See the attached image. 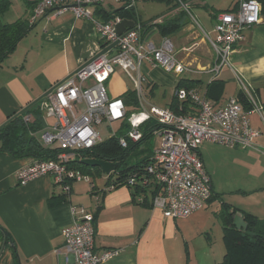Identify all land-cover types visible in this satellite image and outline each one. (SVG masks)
Masks as SVG:
<instances>
[{
  "label": "crops",
  "instance_id": "0c3cea01",
  "mask_svg": "<svg viewBox=\"0 0 264 264\" xmlns=\"http://www.w3.org/2000/svg\"><path fill=\"white\" fill-rule=\"evenodd\" d=\"M134 1L132 7L138 13L139 23L154 25L144 38L158 42L164 36L155 25L173 18L180 8L171 7L165 13L166 16L161 14L150 18L149 21H143L138 9L139 0ZM156 1L166 2V0ZM182 1L188 4V8L189 4H192L206 9L207 19L212 23L214 32L216 13L232 10L237 3V0L224 2L218 0L209 5L205 0ZM30 3L33 2L24 0L25 14L18 18L31 20L33 6L32 4L30 6ZM127 5V2L117 4L112 0H106L90 6V9L96 19L104 21V13L120 7L130 8ZM194 29L193 25L184 24L178 31L181 32L177 40L178 44L182 43L189 33L194 32ZM170 36L168 37L171 39ZM198 37L199 40L194 42L192 47L182 46L178 50L187 53L186 57L178 59L189 65L193 71L168 76L159 71L161 69L159 66L149 62H143L141 65V74L144 77L143 92L146 90L143 86L144 82L148 90L152 88L149 87V82H152L154 86L152 94H155L154 89L160 85L168 84L174 87L171 99L163 105L151 102L146 104L144 97L147 95L140 97L135 84L130 88L121 80L116 74L117 67L107 82L109 95L113 98L122 97L129 89H133L136 90L140 102L138 110L151 107L165 108L170 106L173 97L176 96L177 86L182 79L187 83L193 81V87L198 88L201 95L209 98L218 107L226 105L230 98L238 96L241 90L236 75L238 74L262 104L264 102V12L261 22L248 29L246 39L236 45L231 57L232 67H223L214 79L208 69L215 62V53L206 48V38L196 33L193 39ZM101 46L102 41L95 23L91 19L75 17L71 9L60 13L49 10L38 18L34 22L33 29L19 42L16 50L0 68V125L77 72L83 63L100 51ZM195 50L199 51L198 54L188 60L191 52ZM144 64L152 69V73H156L155 80L147 78L143 72ZM213 80L215 81L212 83ZM249 118L251 126L260 131V135L255 138L256 146L246 149L234 147L235 149H231L230 153L235 154V167L249 158L254 172L252 179L254 182L250 183L249 190L243 192L261 193L262 211L259 212L254 208L243 210L260 219L264 227V152L261 150L264 147V132L261 126L264 122L257 111H251ZM123 121L114 123L121 126ZM42 130L38 133L40 134ZM160 144L148 148L149 154ZM213 146V143L205 142L200 146L199 153L211 176L214 194L217 188L214 181L217 168H213L209 162L210 148ZM257 159L262 164L256 162ZM34 161L36 159L31 157H15L8 152L0 151V225L10 233L14 243L13 246L10 241L5 244L4 240H0V264H72L74 257L66 252L63 235L64 228L75 218L71 204L85 205L93 211L97 251L106 248L122 249L118 256L102 264H219L221 262L214 252L208 250L203 260L200 259L198 247L191 246L194 228H202V232L209 233L212 216L206 208L210 202L188 217L168 218L161 208L153 207L152 193H148L147 203L138 201L134 187L120 185L108 189L111 180L105 179L103 174H96L90 175V181H74L70 196L65 195L67 202L56 204L55 197L62 193L50 176H39L26 184H21L19 171ZM257 164L261 165L262 169H259ZM193 241L195 242L194 239Z\"/></svg>",
  "mask_w": 264,
  "mask_h": 264
},
{
  "label": "built area",
  "instance_id": "2783aa9c",
  "mask_svg": "<svg viewBox=\"0 0 264 264\" xmlns=\"http://www.w3.org/2000/svg\"><path fill=\"white\" fill-rule=\"evenodd\" d=\"M31 1L32 23L49 10L60 13L71 9L75 17L91 19L95 23L102 41L100 51L114 42L116 44L102 56L58 83L43 98L41 109L44 112L45 128L41 131L39 140L45 146L59 145L62 152L56 159L36 160L20 170L18 177L21 184L48 175L61 193L68 197L74 181L91 180L90 175L75 168L71 161L75 159L77 151L91 149L102 140L96 125L106 122L111 126L116 121L128 119L130 129L125 136L119 138L120 144L127 147L130 141L141 139V124L155 118L162 124L154 132L162 136L161 144L154 150L147 165L130 171L126 185L141 190L137 198L141 202L145 201L148 193H152L153 207L161 208L168 218H185L205 207L212 197L213 189L211 176L199 153L200 146L205 142H212L233 148L255 147V138L260 135V131L251 126L249 113L257 111L264 120L263 105L239 75L236 74L241 89L253 104L251 110L244 109L238 96L230 98L226 105L217 107L209 98L201 95L198 88L181 86L176 89V96L180 101H191L194 112L183 114L169 107H151L133 111L128 115L123 98L109 95L107 82L115 68L121 66L128 73L138 95L142 97L143 62L160 66L175 74L193 71L189 65L178 59L173 41L167 36L158 42L146 40L139 28L119 34L116 24L121 18L100 21L90 9V6L106 0ZM113 1L127 2L128 7L135 4L134 0ZM178 1L188 10L187 3ZM262 16V0H237L234 9L216 13V37L207 35L215 53V62L208 69L213 74V79L223 67H232L231 57L236 45L246 39V31L260 23ZM131 71H136L137 77ZM81 103L85 104L84 109H80ZM47 118H54V122L50 123ZM26 119L29 120L30 117ZM261 150L264 152V147ZM119 176L118 173L111 174L108 189H114L121 183ZM71 210L75 218L64 228L63 235L66 252L74 257L72 264H102L121 253L120 248L97 251L93 211L85 205L74 204H71Z\"/></svg>",
  "mask_w": 264,
  "mask_h": 264
},
{
  "label": "trees",
  "instance_id": "16d2710c",
  "mask_svg": "<svg viewBox=\"0 0 264 264\" xmlns=\"http://www.w3.org/2000/svg\"><path fill=\"white\" fill-rule=\"evenodd\" d=\"M169 4H172L173 8H180L178 13L171 19L164 20L161 23H157L156 29L163 36H170L171 34L178 32L184 24V18L186 14V8L180 6V2L176 0H166ZM263 12H264V0ZM33 3H30V6ZM11 0H0V68L3 66L7 58L16 50L19 42L33 29L34 23L27 18H18L12 22L3 21V16L11 8ZM120 16L121 19H132L139 26L143 37L149 33L152 26L151 23H139L138 13L134 7L126 8L120 7L112 12L103 14L104 22H107L113 18ZM143 31V32H142ZM215 80L212 81V83ZM151 93L153 92L152 82H149ZM193 87L194 83L184 80H180L177 88ZM128 107V115H130L135 109H139L140 102L137 96L136 90L129 89L122 96ZM239 101L243 104L245 110H251L253 104L248 98V95L244 90H240L238 94ZM43 98L34 104L30 105L23 112L19 113L12 120L6 123L0 128V151H5L12 154L15 157H31L36 160L56 159L62 152L59 145L54 144L51 146L43 145L37 133L45 127L44 112L41 109V102ZM193 103L189 100L180 101L177 96L173 97V100L169 108L173 109L177 113H192L195 111ZM264 109V102L262 103ZM30 117L29 120L26 118ZM160 124L156 119L150 118L144 121L140 130L142 137L139 141L129 142L127 147H123L120 144L119 138L125 136L130 129V123L128 119H125L121 126L120 132L115 133L112 137L106 141H100L91 149H82L77 151L76 157L71 161V165L81 170L83 173L91 175L103 174L100 167H92L82 163V159L94 158L101 159L110 162H116L119 164L117 170L114 173H118L120 176V185H126V178L130 171L137 167H143L149 163L153 152L143 158L141 161L129 166L127 165V159L130 156L131 149L141 145V143L154 135L155 130L160 129ZM126 165L122 169V166ZM92 170H95L92 171ZM113 174V173H111ZM111 174L109 180H111ZM110 182V181H109ZM135 189V196L141 193V190L137 187ZM147 192L146 189H143ZM56 204H64L67 202L64 194L55 197ZM214 199V194L209 199L208 203ZM148 202L146 197L145 203ZM54 204V203H53ZM241 211L245 221L248 223L246 230L238 229L234 224L235 214ZM219 216L223 220L224 240L227 246V252L224 259L219 264H264V227L260 219L255 215L245 212L232 205H224L220 211ZM12 239V237H11ZM0 240H4V232L0 229ZM9 241V240H8Z\"/></svg>",
  "mask_w": 264,
  "mask_h": 264
},
{
  "label": "rangeland",
  "instance_id": "374dc122",
  "mask_svg": "<svg viewBox=\"0 0 264 264\" xmlns=\"http://www.w3.org/2000/svg\"><path fill=\"white\" fill-rule=\"evenodd\" d=\"M113 1V0H112ZM188 1V0H187ZM209 5L213 4L214 1L218 0H205ZM221 1V0H220ZM223 2L225 0H222ZM12 5L9 11L3 16V21L10 22L18 17H22L25 14V5L24 0H11ZM118 4V3H117ZM172 4H168L167 2L156 1V0H139L138 9L141 13L143 21H149L150 18L155 16H159L161 14L167 13ZM185 9V8H184ZM185 14L184 22L194 26V32L189 33L186 39L180 44H178L177 40L181 32L172 34L171 40L175 46V52L177 57L184 58L186 54L184 51L178 50L182 46H190L192 47L193 43L198 39H193L194 34L198 33L200 36L207 39L206 48L210 51L214 52V48L208 40V37L205 32H207L211 37H216V32L213 31L212 23L207 19L208 11L203 7H196L195 5L189 4L188 10ZM166 16V14H165ZM198 50L191 52L188 60L198 54ZM159 71H162L165 75L173 76L174 73L167 72L162 67L159 66ZM152 70V69H151ZM150 68L146 67V64L143 65V72L147 75L149 80H155L157 78L156 73H152ZM134 77H137L136 71H131ZM152 73V75H151ZM116 74L119 75L120 79L125 81L130 88L134 87V82L128 73L122 69L121 66L117 67ZM149 74V75H148ZM146 82H144L143 86L147 95L144 97V101L146 104L149 102L154 104L163 105L165 102L169 101L174 93V87L172 85H160L154 89L155 94H152L150 90L146 87ZM85 104H80V109H84ZM137 110V109H135ZM260 114V113H259ZM261 116V114H260ZM262 118V116H261ZM263 119V118H262ZM50 123L54 122V118H47ZM264 122V120H263ZM264 132V124L261 125ZM96 129L101 134V141H106L110 137H112L115 133L120 132V125L118 123H113L111 126H108L106 122L96 125ZM159 134H154L151 138L143 141L141 145L131 149V154L127 159V165L131 166L136 162L141 161L145 158L149 151L148 148H153L156 145H159L162 141V136ZM41 133H38V138L40 139ZM212 143V142H211ZM213 147L210 148V157L209 162L210 165L214 168H217V173L214 176V181L217 184V188L214 190V199L210 202L206 209H208L209 214L212 216V221L210 223L209 233L202 232V228H194L193 230V239L191 246L198 247L197 250L200 251V259L203 260L206 252L210 251L214 252L215 256L219 257L222 261L227 252V246L224 240V229H223V220L218 213L223 209L224 205H234L241 210L246 209H256L257 211H262V200L261 193H244V190H249L250 183L254 182L253 179V168L249 162V158L244 159L243 162L238 164V167H235L236 163L235 154L230 153L231 149H235L233 147H228L224 145H220L217 143H213ZM155 150V149H154ZM237 156V155H236ZM262 164L260 160H255ZM258 168L262 169L261 165H258ZM126 165L122 166V169L125 168ZM95 169V168H93ZM95 172V170H92ZM93 176V174H91ZM105 179H108L110 175L103 174ZM211 247V248H209ZM196 250V249H195ZM208 250V251H207Z\"/></svg>",
  "mask_w": 264,
  "mask_h": 264
},
{
  "label": "water",
  "instance_id": "95a60500",
  "mask_svg": "<svg viewBox=\"0 0 264 264\" xmlns=\"http://www.w3.org/2000/svg\"><path fill=\"white\" fill-rule=\"evenodd\" d=\"M181 6V5H180ZM139 26L136 25V22L132 19H121V21H119L116 24V29L117 32L119 34H123L126 31H128L129 29H138ZM116 44V42L110 44L109 46L103 48L100 52H98L95 56H93L91 59L87 60L85 63H83V65L79 68H83L84 66L90 64L93 60H95L97 57L102 56L105 52H107L111 47H113ZM78 69V70H79ZM54 89L51 88L48 91H46L42 97H39L38 99L34 100L33 102H31L29 105H27L26 107H24L21 111L17 112L16 114H14L13 116H11L9 119H7V121H5L3 124L0 125V128L2 126H4L6 123H8L10 120H12L15 116H17L19 113L23 112L26 108H28L30 105L34 104L35 102L39 101L40 99L44 98L45 96H47L50 92H52V90ZM82 163L85 165H88L92 168L94 167H100L103 174H108L110 175L111 173L115 172L119 166L118 163L116 162H110V161H105V160H101V159H94V158H85L82 159ZM234 224L238 229H243L246 230L248 223L245 221L243 214L241 211H238L235 216H234ZM0 229L4 232V243L6 244L7 241L9 240L10 243L14 246L13 240L11 239L10 233L0 225Z\"/></svg>",
  "mask_w": 264,
  "mask_h": 264
}]
</instances>
